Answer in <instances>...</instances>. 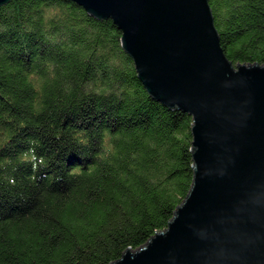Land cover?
Segmentation results:
<instances>
[{"label": "trees", "instance_id": "trees-1", "mask_svg": "<svg viewBox=\"0 0 264 264\" xmlns=\"http://www.w3.org/2000/svg\"><path fill=\"white\" fill-rule=\"evenodd\" d=\"M208 4L228 62L264 67V0ZM121 37L68 0L0 7V264L114 263L186 199L192 119L148 96Z\"/></svg>", "mask_w": 264, "mask_h": 264}, {"label": "water", "instance_id": "water-1", "mask_svg": "<svg viewBox=\"0 0 264 264\" xmlns=\"http://www.w3.org/2000/svg\"><path fill=\"white\" fill-rule=\"evenodd\" d=\"M68 1L112 21L148 96L192 119L186 199L110 264H264V67L228 62L208 0Z\"/></svg>", "mask_w": 264, "mask_h": 264}, {"label": "clouds", "instance_id": "clouds-1", "mask_svg": "<svg viewBox=\"0 0 264 264\" xmlns=\"http://www.w3.org/2000/svg\"><path fill=\"white\" fill-rule=\"evenodd\" d=\"M32 143L33 145H35L37 142L32 141ZM24 157L27 160V162L32 164L33 171L38 170L41 165L45 164L44 157L37 156L35 147L29 148L27 152L24 153ZM80 171H82V167L80 165H74L70 168V173H79ZM31 178L33 180L36 179L35 176H32ZM10 182L14 183V181H10Z\"/></svg>", "mask_w": 264, "mask_h": 264}]
</instances>
